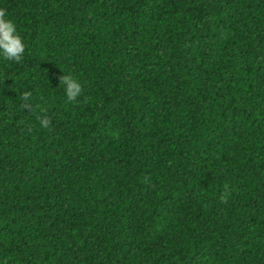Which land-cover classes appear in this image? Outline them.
Listing matches in <instances>:
<instances>
[{
	"label": "trees",
	"instance_id": "trees-1",
	"mask_svg": "<svg viewBox=\"0 0 264 264\" xmlns=\"http://www.w3.org/2000/svg\"><path fill=\"white\" fill-rule=\"evenodd\" d=\"M0 7V264H264V0Z\"/></svg>",
	"mask_w": 264,
	"mask_h": 264
},
{
	"label": "clouds",
	"instance_id": "clouds-1",
	"mask_svg": "<svg viewBox=\"0 0 264 264\" xmlns=\"http://www.w3.org/2000/svg\"><path fill=\"white\" fill-rule=\"evenodd\" d=\"M26 50L25 38L21 34L16 21L10 17L6 8L0 7V59L19 64L23 61ZM59 86L69 103L77 102L83 92V83L79 78L71 74H65L64 71L63 75L60 76ZM37 119L41 128H50V119L42 117Z\"/></svg>",
	"mask_w": 264,
	"mask_h": 264
}]
</instances>
